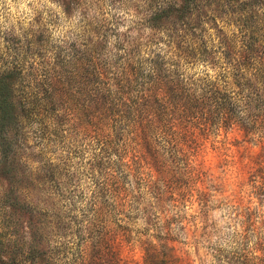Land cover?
Returning a JSON list of instances; mask_svg holds the SVG:
<instances>
[{"label":"rangeland","instance_id":"obj_1","mask_svg":"<svg viewBox=\"0 0 264 264\" xmlns=\"http://www.w3.org/2000/svg\"><path fill=\"white\" fill-rule=\"evenodd\" d=\"M150 1L77 0L65 10L61 1L0 0V61L11 55L8 61L24 69L25 85L54 81L62 95L54 143L21 130L6 161L0 154L6 165L0 164V257L18 264H264V254L225 258L244 215L254 225L248 243L264 242V200L252 193L248 174L251 163L264 159V129L246 135L234 126L215 127L197 136L188 166L198 178L166 179L176 187L173 198L182 200L167 198L162 220L149 229L160 236L155 227L167 228L165 241L141 235L149 227L142 216L124 215L120 144L108 155L90 142L89 91L113 97L125 68H139L135 84H142L152 55L161 56L163 67L180 63L181 52L168 50L159 42L163 35L143 26ZM196 10L200 24L187 43L191 62L171 67L188 68L186 77L234 65L264 67V0H199ZM249 34L258 64L243 66L239 42ZM93 70L100 77L89 76ZM93 205L100 214L89 242Z\"/></svg>","mask_w":264,"mask_h":264},{"label":"trees","instance_id":"obj_2","mask_svg":"<svg viewBox=\"0 0 264 264\" xmlns=\"http://www.w3.org/2000/svg\"><path fill=\"white\" fill-rule=\"evenodd\" d=\"M54 1H61L68 10L69 4L77 0L66 3L65 0ZM198 2L150 1L143 26L163 35L159 42L168 50L175 47L181 52L177 53L180 63L171 66L191 62L188 59L193 55L187 52V43L191 37L196 38L195 32L200 24L197 17L201 11L197 14L196 10ZM252 36H243L239 42V55L246 57L241 63L243 66L250 60L258 62L254 50L256 40ZM5 46L8 48L7 43ZM8 56L0 61L1 161H6L7 151L19 142L18 132L32 131L43 142L48 138L50 143H54L61 121L62 95L56 82L25 85L24 69L15 60L8 61L11 55ZM195 58L201 60L200 56ZM163 64L159 54L150 56L142 84H135L141 78L139 68L122 69L119 74L123 84L115 87L111 98L98 89L89 91V139L92 144L98 142L100 151L108 155L113 145L120 144L124 215L128 218L134 214V220L142 216L149 227H144L141 235L146 239L165 241L169 239L167 228L155 227L156 232H163L165 237L149 234V229L154 226V221L159 224L162 220L159 211L167 198L173 203L178 202L177 199L182 200L178 198L180 194H177V199L173 198L176 187L166 179L182 175L188 183L198 178V174L192 173L188 166L189 155L197 147V136L208 134L215 127L228 129L234 126L246 135L258 133L257 128L264 129V67L234 65L217 68L213 74L202 70L186 77L184 70L188 68L163 67ZM100 75L96 70L89 73L96 79ZM98 137L102 138L95 141ZM97 160L98 164L104 162L100 157ZM1 161V166L6 167ZM174 164L179 166L178 169L172 168ZM248 174L252 193L264 200V159L259 157L251 163ZM91 209L94 211L89 219V242L93 240L90 232L95 233L93 226H97L95 221L100 214L95 205ZM239 216L243 218L242 214ZM245 218L240 222L243 230L234 234L237 242L224 256L229 261H246L264 254V242L248 243L249 229L254 225L250 218ZM126 228L124 225L125 238L129 233ZM0 264L18 262L4 256L0 257Z\"/></svg>","mask_w":264,"mask_h":264}]
</instances>
